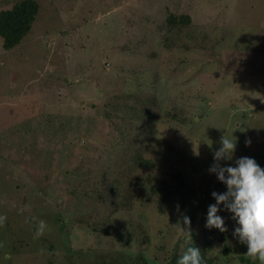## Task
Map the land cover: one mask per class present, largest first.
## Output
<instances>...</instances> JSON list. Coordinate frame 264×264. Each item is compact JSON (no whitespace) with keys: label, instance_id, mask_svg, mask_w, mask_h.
Segmentation results:
<instances>
[{"label":"rangeland","instance_id":"1","mask_svg":"<svg viewBox=\"0 0 264 264\" xmlns=\"http://www.w3.org/2000/svg\"><path fill=\"white\" fill-rule=\"evenodd\" d=\"M37 1L22 42L0 38V264H164L193 240L261 264L203 216L222 136L221 163L264 152V0Z\"/></svg>","mask_w":264,"mask_h":264},{"label":"clouds","instance_id":"2","mask_svg":"<svg viewBox=\"0 0 264 264\" xmlns=\"http://www.w3.org/2000/svg\"><path fill=\"white\" fill-rule=\"evenodd\" d=\"M245 143L250 144L251 140ZM236 147V140L223 135L221 146L214 151V163L209 172L215 173L227 190L211 193L215 203L208 206L205 226L209 229L215 227L221 232L227 231L225 219L218 213L222 210L232 213V219L237 224L233 236L247 246V254L251 258L264 264V168L248 156L239 157L234 165L221 163L233 159ZM183 220L190 226V217L185 215ZM45 227L46 222L41 220L37 236L43 233ZM185 230L188 237L192 238L190 228ZM177 264H204L201 249L189 245L178 257Z\"/></svg>","mask_w":264,"mask_h":264},{"label":"trees","instance_id":"3","mask_svg":"<svg viewBox=\"0 0 264 264\" xmlns=\"http://www.w3.org/2000/svg\"><path fill=\"white\" fill-rule=\"evenodd\" d=\"M39 11V2L37 0H19L11 8L0 10V38L2 39V47L5 50L12 49L16 45L20 44L22 40L30 32L33 23L36 20V15ZM190 22V16L188 14L176 15L170 13L167 16V23L170 25L183 26ZM174 117V116H173ZM241 146L244 151H248L241 141ZM253 158L257 163L264 168V152L263 151H253L251 152ZM138 163L142 166H151L152 161L149 159L139 158ZM152 193L156 192L155 185L151 188ZM171 190L163 192L161 202L165 204L170 198ZM212 204L209 200H206V212L203 219L206 223L208 206ZM209 229V228H208ZM217 232V238L219 241L225 242L227 239L236 240L233 236L234 231H224L221 232L219 229L213 227ZM189 245L197 246L201 249V254L203 256L204 264H214L212 258L206 255V248H209L210 243L207 241L204 245L198 244L195 240L192 242H186L181 251L172 252L168 261L164 264H177V259L183 254ZM224 254H229L231 252L230 247H224ZM241 260L248 262L250 264H255L252 260H248L241 257Z\"/></svg>","mask_w":264,"mask_h":264}]
</instances>
